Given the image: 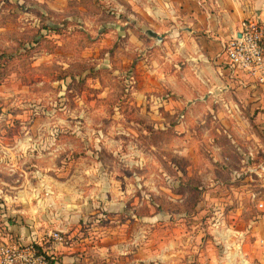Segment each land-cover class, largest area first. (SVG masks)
<instances>
[{"label":"rangeland","instance_id":"obj_1","mask_svg":"<svg viewBox=\"0 0 264 264\" xmlns=\"http://www.w3.org/2000/svg\"><path fill=\"white\" fill-rule=\"evenodd\" d=\"M162 1L0 0V243L59 264H259L264 175L230 187L213 130L135 92Z\"/></svg>","mask_w":264,"mask_h":264},{"label":"crops","instance_id":"obj_2","mask_svg":"<svg viewBox=\"0 0 264 264\" xmlns=\"http://www.w3.org/2000/svg\"><path fill=\"white\" fill-rule=\"evenodd\" d=\"M163 1L161 42L150 40V64L143 66L135 92L152 91L159 98L168 91L186 108L182 126L195 121L213 130L215 153H209L221 167L219 159L225 158L233 174L230 187L235 188L234 180L241 174L245 179L254 171L264 175V82L235 70L224 51L225 42L239 32L242 18L264 20V0Z\"/></svg>","mask_w":264,"mask_h":264},{"label":"built area","instance_id":"obj_3","mask_svg":"<svg viewBox=\"0 0 264 264\" xmlns=\"http://www.w3.org/2000/svg\"><path fill=\"white\" fill-rule=\"evenodd\" d=\"M239 32L224 44L228 61L235 70L264 82V20L256 16L244 17L239 22ZM259 206L263 207L264 202L260 201ZM48 235L55 242L64 240L58 228L49 230ZM259 244L262 246L259 264H264V237H260ZM54 258V252L36 239L0 243V264H54Z\"/></svg>","mask_w":264,"mask_h":264},{"label":"water","instance_id":"obj_4","mask_svg":"<svg viewBox=\"0 0 264 264\" xmlns=\"http://www.w3.org/2000/svg\"><path fill=\"white\" fill-rule=\"evenodd\" d=\"M238 35H241V33L239 32Z\"/></svg>","mask_w":264,"mask_h":264}]
</instances>
